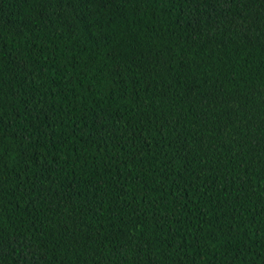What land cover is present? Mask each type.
I'll use <instances>...</instances> for the list:
<instances>
[{"label":"trees","instance_id":"1","mask_svg":"<svg viewBox=\"0 0 264 264\" xmlns=\"http://www.w3.org/2000/svg\"><path fill=\"white\" fill-rule=\"evenodd\" d=\"M0 264H264V0H0Z\"/></svg>","mask_w":264,"mask_h":264}]
</instances>
